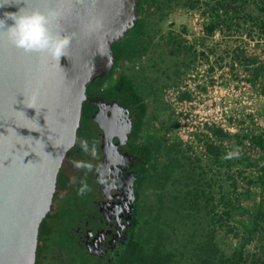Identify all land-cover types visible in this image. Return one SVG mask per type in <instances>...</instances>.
Segmentation results:
<instances>
[{"label": "rangeland", "instance_id": "374dc122", "mask_svg": "<svg viewBox=\"0 0 264 264\" xmlns=\"http://www.w3.org/2000/svg\"><path fill=\"white\" fill-rule=\"evenodd\" d=\"M255 1L142 0L113 72L133 77L149 103L146 188L156 215L142 249L160 235L175 264H264V150L256 143L264 140V28ZM63 201L38 231L46 264H60L54 253L80 215L66 214Z\"/></svg>", "mask_w": 264, "mask_h": 264}, {"label": "water", "instance_id": "95a60500", "mask_svg": "<svg viewBox=\"0 0 264 264\" xmlns=\"http://www.w3.org/2000/svg\"><path fill=\"white\" fill-rule=\"evenodd\" d=\"M3 3L0 18L19 9L45 15L56 9L60 16L50 18L49 31L75 34L59 64L16 48L0 32V264H33L37 227L53 200L82 102L92 101L88 87L113 74L139 25L142 0Z\"/></svg>", "mask_w": 264, "mask_h": 264}, {"label": "flooded vegetation", "instance_id": "af4514ba", "mask_svg": "<svg viewBox=\"0 0 264 264\" xmlns=\"http://www.w3.org/2000/svg\"><path fill=\"white\" fill-rule=\"evenodd\" d=\"M122 76L130 85L120 82ZM87 93L92 101L82 102L79 126L57 172L53 201L38 226L64 200L66 214L75 209L80 215L68 223L62 254L54 253L60 264H82L74 254L88 257L89 264H136L142 235L156 215L155 193L146 188L153 150L143 136L149 103L138 82L124 72L90 84ZM82 140L88 142L87 151ZM75 162L90 164L91 170ZM85 184L89 190L80 195ZM61 220L60 226L65 223ZM36 246L34 263L46 264L47 255L38 256L39 242Z\"/></svg>", "mask_w": 264, "mask_h": 264}, {"label": "clouds", "instance_id": "9594fccd", "mask_svg": "<svg viewBox=\"0 0 264 264\" xmlns=\"http://www.w3.org/2000/svg\"><path fill=\"white\" fill-rule=\"evenodd\" d=\"M5 6L3 0H0V7ZM60 12L56 9L50 10L48 15L40 11H33L30 14H21L18 12H6L3 18H0V32L5 39L18 49L26 53H46L52 60L59 62L62 57L67 56V49L75 34L63 35L60 32L53 34L49 31L48 24L50 18L56 19ZM8 21L12 23L9 24ZM32 108V107H30ZM88 142L81 141V147L87 151ZM239 155V149L236 148L228 154L226 158L230 159ZM27 156V155H26ZM76 167H84L91 170V165L87 163L75 162ZM89 189L83 185L79 189V194L83 195Z\"/></svg>", "mask_w": 264, "mask_h": 264}, {"label": "trees", "instance_id": "16d2710c", "mask_svg": "<svg viewBox=\"0 0 264 264\" xmlns=\"http://www.w3.org/2000/svg\"><path fill=\"white\" fill-rule=\"evenodd\" d=\"M255 3H257L255 4V7L260 8L259 10L262 11V16L259 18V21L262 27L264 28V0H256ZM213 29H214L213 24L207 26L208 33H211ZM116 53L117 55H119L120 51L117 50ZM120 82L125 86L130 85L129 79H127L125 76H122L120 78ZM257 140L258 142L256 143L257 145H259V148L264 150V140L262 139V137H258ZM40 225L37 227V231H36V245H38V231H39L38 229L40 228ZM166 247L167 246L164 245V241L162 240L160 235H157L153 248L148 252L142 249L140 259L137 261L136 264H175L176 261L174 260L175 257L174 252L173 253L169 252V250H167ZM36 256H37V249H36Z\"/></svg>", "mask_w": 264, "mask_h": 264}]
</instances>
